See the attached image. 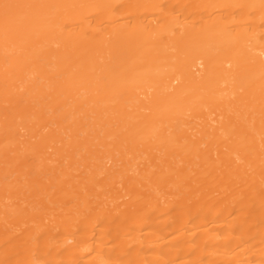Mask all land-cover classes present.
<instances>
[{"label":"bare ground","instance_id":"bare-ground-1","mask_svg":"<svg viewBox=\"0 0 264 264\" xmlns=\"http://www.w3.org/2000/svg\"><path fill=\"white\" fill-rule=\"evenodd\" d=\"M0 264H264V0H0Z\"/></svg>","mask_w":264,"mask_h":264}]
</instances>
